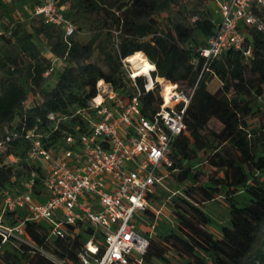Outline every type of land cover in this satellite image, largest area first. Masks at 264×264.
Wrapping results in <instances>:
<instances>
[{"label":"trees","instance_id":"obj_1","mask_svg":"<svg viewBox=\"0 0 264 264\" xmlns=\"http://www.w3.org/2000/svg\"><path fill=\"white\" fill-rule=\"evenodd\" d=\"M214 1L57 0L77 26L65 37L60 26L44 23L34 12L27 22H12L0 0V19L9 20L0 30V142L6 147L0 151V223H23L24 231L19 237L24 241L10 236L2 243L0 235V264H80L78 255L94 232L97 254H103L102 238L89 224H66L63 237L53 236L51 222L25 220L21 210L3 211V193L22 191L34 172L33 193L39 197L42 167L27 158V131L36 126L48 149L66 147L64 135L75 134L77 126L80 132L88 128L78 112L96 95L99 80L127 95L135 93L122 60L136 52L154 65L153 80L185 86L193 94L184 114L186 130L171 144L165 179L182 186V194L170 202L176 226L160 238H147L141 263L131 264L245 263L264 225V32L246 27L247 55L232 48L207 60L201 49L215 30ZM39 3L35 0L34 8ZM83 30L85 40L78 37ZM210 77L220 82L216 92L208 89ZM135 82L141 111L151 116L162 102L159 84L146 92L145 77ZM50 113L57 116L50 119ZM199 165L208 167L206 174ZM161 188L151 195L153 205ZM217 197L229 211L220 237L209 231L210 219L201 208ZM248 264H264V249Z\"/></svg>","mask_w":264,"mask_h":264},{"label":"built area","instance_id":"obj_2","mask_svg":"<svg viewBox=\"0 0 264 264\" xmlns=\"http://www.w3.org/2000/svg\"><path fill=\"white\" fill-rule=\"evenodd\" d=\"M63 9L57 0H40L33 12L44 23L60 26L68 37L77 26ZM216 14L219 18L215 19L214 33L201 55L212 60L232 48L249 54L246 27L264 32V0H221ZM122 63L135 93L127 95L99 80L96 95L78 112L87 119L88 128L80 132L77 126L75 134L64 135L66 147L48 149L36 133V126L28 130L27 158L42 167L41 194L36 197L33 193L34 172L22 191L3 193V211L21 210L25 220L51 222L53 236L63 237L66 224L92 226L102 238L104 251L98 256V245L92 241L94 232L78 255L80 264H131V260L141 263L148 237L139 232L136 218L155 212L151 195L158 187H165L172 163V141L186 130L184 114L193 90L187 92L177 86L165 96L164 83L170 82L164 81L159 108L151 116L144 115L135 80L143 76L144 91L153 89L157 78L153 81L151 72L155 67L149 71L150 76H136L128 57ZM44 75L48 76L49 71ZM55 116L48 115L50 119ZM5 148L0 142V151ZM8 161L16 159L8 156ZM23 234V223L14 227L0 223L2 243L10 236L19 238Z\"/></svg>","mask_w":264,"mask_h":264},{"label":"rangeland","instance_id":"obj_3","mask_svg":"<svg viewBox=\"0 0 264 264\" xmlns=\"http://www.w3.org/2000/svg\"><path fill=\"white\" fill-rule=\"evenodd\" d=\"M3 1L6 2L10 12V17L12 19V22L14 23L17 21L27 22L28 18L32 15L35 0H19L16 4L11 2L10 0ZM220 1L221 0H216L210 5V9L214 14L215 19L219 18V15L216 14V10L219 7ZM8 21L9 20L7 18L0 19V30H2L1 27L8 23ZM78 37L81 40H85L88 38V33L84 30L79 31ZM43 49L44 53L48 55V51L45 45ZM56 64H59V62H56ZM156 80L159 84V89L161 90L160 87L165 80L162 79V81L159 78H157ZM219 88L220 82L218 81V79L216 77H210L208 80V89L212 92H216ZM182 89L186 91L185 86ZM28 102H30V99L27 101V103ZM198 167L203 171V174L207 173L208 167L206 165H199ZM262 178H264V175L262 176ZM203 180H205V178H203ZM181 194L182 186L177 185L172 179L169 178L165 183V187H162L157 192V199L154 204L155 212H151V214H139V216L136 218L139 232L147 236L149 239H155L160 238L168 231L174 229L176 226V222L170 202L175 195ZM201 208L210 219V224L208 225L209 231L212 232L215 237H220L221 227L228 224L229 218V211L224 199L221 197H217L215 200L202 205ZM259 249H264V225L260 227V232L258 234L255 247L244 264H248ZM167 257L173 263H177L178 261V258L172 253H167ZM142 264L145 263L142 261ZM149 264L166 263L158 260H153Z\"/></svg>","mask_w":264,"mask_h":264},{"label":"bare ground","instance_id":"obj_4","mask_svg":"<svg viewBox=\"0 0 264 264\" xmlns=\"http://www.w3.org/2000/svg\"><path fill=\"white\" fill-rule=\"evenodd\" d=\"M128 62L131 64L133 72L135 73L136 76H139L142 74L146 76H150L149 71L154 69V65L148 62L147 58L142 52H136L132 54L131 56H129ZM149 84H151V81H149ZM172 88L173 87L171 86L170 83L169 85L164 83L163 94L166 96Z\"/></svg>","mask_w":264,"mask_h":264},{"label":"crops","instance_id":"obj_5","mask_svg":"<svg viewBox=\"0 0 264 264\" xmlns=\"http://www.w3.org/2000/svg\"><path fill=\"white\" fill-rule=\"evenodd\" d=\"M56 62H58V61H56ZM56 62H55V63H56Z\"/></svg>","mask_w":264,"mask_h":264}]
</instances>
